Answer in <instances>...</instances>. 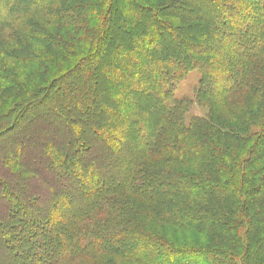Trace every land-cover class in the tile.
<instances>
[{"label":"trees","instance_id":"trees-1","mask_svg":"<svg viewBox=\"0 0 264 264\" xmlns=\"http://www.w3.org/2000/svg\"><path fill=\"white\" fill-rule=\"evenodd\" d=\"M195 74L192 96L178 95ZM0 82V141L27 112L48 110L68 133L72 112L88 111L122 170L105 187L95 165L71 166L69 139L45 146V169L92 198L78 212L55 192L56 209L27 219L29 208L12 229L0 217V237L33 250L25 264H264V0H0ZM81 143L71 156L96 154Z\"/></svg>","mask_w":264,"mask_h":264},{"label":"rangeland","instance_id":"rangeland-1","mask_svg":"<svg viewBox=\"0 0 264 264\" xmlns=\"http://www.w3.org/2000/svg\"><path fill=\"white\" fill-rule=\"evenodd\" d=\"M173 35L174 34L171 32L170 33L165 32V46L167 43H170L171 39L173 38ZM168 50L170 52L172 51L171 48ZM11 62L14 63L15 65L17 64L16 61L14 62L11 60ZM20 67L21 65H19L17 68L20 69ZM131 68H132L131 65L127 67L128 70H131ZM20 73L22 76L21 70ZM123 78H124L123 84L125 85H128L130 82H132L131 77H129L128 74H125ZM101 79L102 78L99 77L98 82H96V84H94L93 82V84L91 85V87L94 88L96 87L98 91L96 92L97 95H101L100 93L101 90H105L106 87L109 85L106 82L102 81ZM196 82H197L196 74L192 75L189 78H185L178 85V89H177L178 95L192 96V91L194 89ZM0 83L5 84L4 82H0ZM117 94L118 95L120 94L118 98L122 96L120 91H117ZM97 95H93V96L91 95V97L97 98L98 97ZM70 104L72 105V102ZM96 104H98L97 99H96ZM87 112L88 111L80 112L77 111V109L72 112V117L75 120L69 122L70 126L68 129L70 131L68 133L65 131L67 127H64L61 123L56 122V119L54 118L55 116L49 113L48 110L38 109L35 119L32 116L30 117L32 111L27 112L25 117L26 119L24 118L25 120L20 125V127H18V129H15V131L11 135L8 134L9 136L6 135L4 136V138H2V140L0 141V159L3 158V162L0 163V179L6 180L7 183L11 186L10 187L11 190L9 188L7 189L6 185L3 184V189H1L0 194L2 195L3 192L5 193L6 192L4 191L5 189L10 190V193L3 195L4 199L3 198L0 199V203H1L0 214L2 213L0 217L3 219L4 221L3 223H5V225L8 226L7 228L12 229L13 226L10 225V221L24 217L26 215V211L28 212L29 208H30L29 210L30 215L28 214L26 216L27 219H29L30 216L35 215L36 212L33 211V209L35 208L46 210V205L49 206L46 199H50L51 197H53L54 195L52 194H54L55 192L58 195L67 194L70 197H72V200L69 201V203L66 205V208H68V210L76 209V211L78 212L83 209L82 204L84 205L88 203L89 200L92 198L91 196L86 195L85 192L80 190L81 187L79 186V182L77 180H74L75 184L73 183V185H70L71 181L69 180V178H66L61 174L55 175L53 170L51 171L45 169L44 165L47 166L49 164V161L47 160L42 161V153L44 151L45 146L47 145L51 146L53 149L55 147H57V149L62 148L63 151L65 143L69 139L71 141V148H68V150L66 151H70L69 160L72 162L71 166L77 167L79 169L80 167L86 168L90 165H95L100 169L99 172L102 174V180L104 181L103 186L105 187L112 185L111 184L112 178L114 177L117 178L122 176V172H121L122 170H120V168L118 166L116 167L115 165V162H117L116 160L117 155L111 153L104 154L103 152L107 151L108 148H106L107 150L105 148L101 149L100 148L101 143L100 142L98 143V141L94 140L95 139L93 138L94 134H92L93 136L91 135V129L93 126L90 120H92L94 117L92 118L91 116H89V113ZM93 112L95 113V109L92 110V113ZM191 113L193 115L202 116L204 114V109L201 108L198 104H194L192 106ZM46 124H49L48 126H46L48 128H43V126ZM38 132H43V134L42 133L38 134ZM86 134H88V136H90L91 138L88 137L86 138L87 140H83ZM79 143L83 145L82 147H86L87 145H89L90 147H92L89 153H96V154L95 155L93 154L94 156H90V154L85 153L86 154L85 156V154L80 152L79 154L73 153V155L71 156L73 147L78 146ZM18 145H20L21 148L16 150V147H18ZM14 147H15V151H14ZM96 147L99 148L98 152L97 150H95ZM11 149L13 150L14 157L12 156V154L9 156L7 154ZM97 154H99V158H96ZM82 155H84L85 157L82 158ZM118 155H120V150H118ZM12 157H13L12 162L16 161L14 160L15 157H18L16 159L17 160L19 159L18 162L20 161L19 162L20 165H24V167H26V169L29 171V172L27 170L26 172L21 171V173H23V176L25 175L23 178L17 174L8 172L7 168L9 169V165H10L9 161ZM64 165L65 164H60V166H58L59 170L61 169V171H63L62 168L64 167ZM34 168H38V170L34 171L33 170ZM37 175L40 177L39 181L37 180L33 181L32 178H36ZM33 196H36V200H37L36 203H38V204L35 203V207L30 206L32 205V203L29 205L28 202H26L28 198L30 202L33 201L34 198ZM128 197L129 196H127V198ZM20 205H23L22 207H24L25 212H23ZM16 207H20L21 209V210L18 209V213L16 212L17 211ZM10 208H12L14 211L11 212L13 216H8V212H10ZM51 208L56 209L57 208L56 204L51 205L50 209ZM35 220L37 222V219ZM16 225H19L21 227L23 226V228H26V223L22 222V220H20V222ZM59 225L60 223L58 224V227ZM19 232L21 234L24 232L26 236L29 235L30 233H33L32 228L30 229V231L29 230L22 231L21 229L19 230ZM8 234L9 233L7 232V234H5L6 237L4 236L6 240L8 239V241H4L3 236L0 237V264H25L27 260L30 259V256L28 254L32 250L31 247L29 248L28 251L25 250L26 248L24 246L23 248L18 247V245L14 243H16L19 239L16 241V237L14 236L8 238ZM30 238H32V235H30ZM176 238L177 239L181 238L179 233L176 236ZM184 239L189 240L188 238H184ZM43 245L50 246V243L45 242V244ZM18 254L21 255L26 254V255H23V259H22V257L20 258L17 257ZM90 261L91 260L88 261V264H93L92 261L91 262ZM112 262L113 264H131L129 262L127 263L125 261L116 260L114 258Z\"/></svg>","mask_w":264,"mask_h":264}]
</instances>
